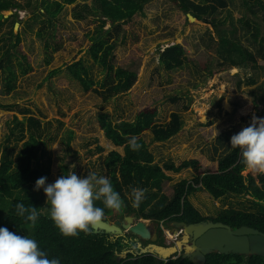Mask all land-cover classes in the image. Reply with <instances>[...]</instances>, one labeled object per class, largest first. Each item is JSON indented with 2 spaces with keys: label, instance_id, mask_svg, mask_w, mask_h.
I'll return each mask as SVG.
<instances>
[{
  "label": "rangeland",
  "instance_id": "1",
  "mask_svg": "<svg viewBox=\"0 0 264 264\" xmlns=\"http://www.w3.org/2000/svg\"><path fill=\"white\" fill-rule=\"evenodd\" d=\"M16 1L26 8L9 10L12 18L0 25V61L16 73L15 88L6 92L7 73L0 69V157L4 153L15 159L29 137L27 123L20 132L15 121L29 116L37 118L41 122L40 139L44 142L40 161L44 165L49 162L46 184L71 171L79 177H86L89 172L108 177L107 155L111 151L123 154L124 148L106 138L98 121L101 114L108 115L113 123L132 121L139 111L151 107L157 110L156 123L164 124L172 113H178L183 125L169 140L153 141L150 131H144L142 138L160 166L166 161L179 165L184 160L196 159L201 164L200 170L208 172L217 169V159L227 145L225 142L223 147L218 136L233 127L241 131L250 125L253 115L257 117L259 111L264 112V101L259 100L257 106L255 100L264 98V71L221 64L216 51L218 30L227 39L237 41V36L241 44L253 50L257 45L253 42V29L257 27L264 35L262 13L253 17L243 6V0H228V7L220 11L214 24L202 19L190 21L187 13L169 0H151L145 4L143 11L133 16L131 26L123 25L121 31L113 30L110 34L109 41H117L112 64L115 68L134 70L137 80L128 91L107 100L92 91H84L65 69L67 64L82 58L95 82H102L105 76L87 52L98 24L96 16L86 14L82 20L73 16L83 4L93 6L94 0L66 4L52 24L39 14L45 0ZM245 13L253 27L249 31L240 20ZM133 34L139 36L136 43L132 41ZM16 35L20 37L18 42ZM177 43L185 49V63L179 69L166 71L159 64L158 49ZM22 55L31 67L26 73L19 66ZM250 77L255 79V84L247 85ZM21 135L24 137L20 139ZM166 174L170 179L163 193L168 195L174 184L191 180L195 175L192 168L176 173L166 171ZM243 174L256 173L246 168ZM28 191L43 200L42 212L50 215L51 205L46 203L43 189L36 191L33 184ZM18 195L22 196L14 190L4 193V198L8 202ZM189 200L207 217H217L225 208L254 210L248 196L214 199L200 190L189 196ZM122 217L121 210L106 215L111 221ZM146 221L148 227H155L152 221ZM159 224L164 240L171 244L175 239L172 231L164 222Z\"/></svg>",
  "mask_w": 264,
  "mask_h": 264
},
{
  "label": "trees",
  "instance_id": "2",
  "mask_svg": "<svg viewBox=\"0 0 264 264\" xmlns=\"http://www.w3.org/2000/svg\"><path fill=\"white\" fill-rule=\"evenodd\" d=\"M150 1L94 0L93 6L83 4L80 11L74 13V18L78 20L85 19L86 14L96 16L95 20L98 24L94 35L91 36L92 43L87 52L94 63L105 73L102 82H95L91 77L90 67L84 59L80 58L67 64L66 71L84 91H92L107 100L116 94L128 91L134 85L137 80V73L134 70L124 67L115 68L112 64L111 60L117 41L110 42L109 38L113 30L119 32L123 25L131 26L133 16L142 12L145 4ZM169 1L197 19L213 24L220 11L229 5L228 0ZM74 2L75 0H45L42 2L43 9L39 14L45 16L52 24L64 6ZM243 6L253 17L262 13L264 20V0H243ZM18 8L24 9L26 6L16 0H0V25L12 18L11 16L4 17V11ZM240 20L247 31L253 28L246 13L240 17ZM107 24L110 25L108 28H106ZM253 30V42L257 44L254 50L241 44L237 36H234L237 41L227 39L223 32L220 33L218 30L219 37L215 42L218 44L216 51L221 57V64L264 71V35L260 34L257 27ZM232 31H235V28ZM41 34L39 33L40 36ZM19 40L20 37L16 35V42ZM138 40L139 36L133 34L132 41L136 43ZM123 42H125L124 39ZM21 57L23 61L20 60L19 66L22 72L26 73L31 70V67L25 61V55ZM185 59V49L181 44H170L163 49H158L159 64L166 71L181 68ZM0 69L6 70L5 90L10 92L15 88L16 73L2 61H0ZM57 71L58 69L55 70ZM255 82V79L250 77L247 85H253ZM255 100L258 106L259 100L264 101V98L256 97ZM156 117L157 110L151 107L139 111L132 121L121 120L113 123L108 115H99L98 121L106 138L115 146L124 148L123 154L111 151L105 159L108 178L124 202L121 215H135L137 218L153 219L158 223L166 221L195 223L210 219L228 224L233 229L246 225L264 232V173H258L256 176L243 174L246 167L242 163L240 150L232 148L230 144L231 137L240 130L233 127L218 136L220 144L224 147V143L227 142V145L224 147L225 152L217 159L215 171H201V164L196 159L184 160L179 165L166 161L163 166H160L155 161L154 154L148 149V144L141 136L142 133L150 131L153 141H166L181 130L183 121L181 116L175 112L164 124H157ZM257 117L264 118V112L259 111ZM25 122L29 137L22 143L15 159L4 153L0 157V227H6L10 232L21 236L27 235L34 238L49 258H59L61 264H193L188 259L180 257L163 261L152 254H143L138 257L128 254L127 259L118 262L116 253L126 247L122 236L115 238L105 233H92L91 230L88 234L80 232L74 237L63 236L54 225L50 215L42 212L43 200L28 191L39 178L49 176V162L44 165L40 161L41 147L44 145L40 139V120L33 116L23 121L16 120L15 123L20 128V132H23ZM23 137L24 135H21L20 139ZM132 137H135L140 144V148L136 151L131 150L128 144ZM186 168L193 169L194 177L191 180L184 179L174 184L171 194L163 193L164 185L170 179L166 171L176 173ZM137 187L146 189V195L138 206L133 202L131 195L132 189ZM14 190L20 191L22 196L12 197L6 202L4 193L9 194ZM200 190L206 191L214 199L248 196L254 210L225 208L218 213L217 217L203 216L189 200V196ZM21 202L26 207L33 205L37 208L38 220L35 224L17 215L15 206ZM95 204L103 207L102 201H96ZM112 211L105 209L104 216L110 215ZM160 243L163 244L162 237ZM203 264H264V256L211 253L206 256Z\"/></svg>",
  "mask_w": 264,
  "mask_h": 264
},
{
  "label": "clouds",
  "instance_id": "3",
  "mask_svg": "<svg viewBox=\"0 0 264 264\" xmlns=\"http://www.w3.org/2000/svg\"><path fill=\"white\" fill-rule=\"evenodd\" d=\"M128 144L133 151L140 148L135 137ZM230 144L232 148L240 150L242 163L248 170L264 173V118L253 115L250 125L233 135ZM46 180L47 177L39 178L35 182V190L43 189L46 203L51 205L50 217L66 237L77 236L80 232L88 234L91 227L103 219L105 209L119 211L124 205L107 176L89 172L86 177H79L71 171L54 183L46 184ZM131 195L138 206L146 195V189L133 188ZM96 201H102L103 207L96 206ZM15 207L17 215L26 221L35 224L38 220L37 208L33 205L26 207L21 202ZM0 264H61V261L59 258H49L34 238L0 227Z\"/></svg>",
  "mask_w": 264,
  "mask_h": 264
},
{
  "label": "water",
  "instance_id": "4",
  "mask_svg": "<svg viewBox=\"0 0 264 264\" xmlns=\"http://www.w3.org/2000/svg\"><path fill=\"white\" fill-rule=\"evenodd\" d=\"M10 14L12 12L8 10L4 13V17ZM187 17L190 21L197 20L190 13H187ZM147 220L151 222L153 219ZM146 222L145 219H139L135 215H126L122 221L114 222L104 216L99 223L91 227V232L117 237L129 232L143 240H150L152 242L148 243L142 253L155 255L163 261L174 258L180 252L181 259H188L198 264H203L206 256L211 253L264 256V232L253 227L242 225L233 229L228 224L212 220L195 223L170 221L172 227L169 230L172 231L175 239L172 244L161 245L153 242L155 237L152 236ZM123 255L125 257L127 254L123 253Z\"/></svg>",
  "mask_w": 264,
  "mask_h": 264
},
{
  "label": "flooded vegetation",
  "instance_id": "5",
  "mask_svg": "<svg viewBox=\"0 0 264 264\" xmlns=\"http://www.w3.org/2000/svg\"><path fill=\"white\" fill-rule=\"evenodd\" d=\"M124 217L125 216H123L120 221H122ZM111 220H112V218L110 219V221ZM116 220H118V219H116ZM206 220H210V219H206ZM114 221L115 220H113V222ZM152 222L155 224V227H149V228L151 229L152 236L155 237V241H153V242L156 243V244H161L160 241H161V237H162L163 238V244H161V245H168L166 243V241L164 240V237H163V234H162V229L160 227V224L158 222L154 221V220H152ZM169 222L170 221H166L164 223L166 225H168V227L170 229L172 227V225H169L170 224ZM213 222H215V221H213ZM111 236H113L115 238L120 237V236L117 237L115 235H111ZM121 236H122V240L126 244V247L121 252L116 253L117 254V261L118 262H120L121 260L127 259L128 254H132V255L137 256V257L138 256H141L143 254H147V253H142V252L146 248V246L148 245V243H150L152 241H150V240H143L141 238H138L136 236H133L129 232H124V234H122ZM123 253H126L127 255L124 257ZM180 255H181V252L179 254L175 255L174 258H172V259H175L177 257H180ZM157 259H159V258H157ZM190 262L193 263V264H198L196 262H192V261H190Z\"/></svg>",
  "mask_w": 264,
  "mask_h": 264
},
{
  "label": "crops",
  "instance_id": "6",
  "mask_svg": "<svg viewBox=\"0 0 264 264\" xmlns=\"http://www.w3.org/2000/svg\"><path fill=\"white\" fill-rule=\"evenodd\" d=\"M235 69H237V68H235ZM227 104H228L229 108H231V111H232L233 110V107L231 106V104L229 102Z\"/></svg>",
  "mask_w": 264,
  "mask_h": 264
}]
</instances>
